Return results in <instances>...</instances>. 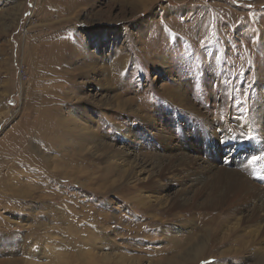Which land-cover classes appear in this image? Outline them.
<instances>
[{"label": "rangeland", "instance_id": "rangeland-1", "mask_svg": "<svg viewBox=\"0 0 264 264\" xmlns=\"http://www.w3.org/2000/svg\"><path fill=\"white\" fill-rule=\"evenodd\" d=\"M176 153L264 192V0H0V263L177 264L180 185L144 188ZM73 157L81 178L48 175ZM233 217L211 253L264 264Z\"/></svg>", "mask_w": 264, "mask_h": 264}, {"label": "bare ground", "instance_id": "bare-ground-1", "mask_svg": "<svg viewBox=\"0 0 264 264\" xmlns=\"http://www.w3.org/2000/svg\"><path fill=\"white\" fill-rule=\"evenodd\" d=\"M43 126L48 128L47 125ZM60 127L61 123L59 122ZM52 129H54V126ZM208 160V158L201 157V155L190 156L189 154L176 153L161 155L147 165L151 173L149 174L147 186L144 188L166 189L174 184L180 185L177 195L167 201L165 213L168 214L171 222L180 223L186 229L190 228V231L189 236L187 238L183 236L180 241L176 238H168L172 243L170 245L171 252L176 251L178 248L184 249L182 254L175 252L174 257L170 260L172 263L177 262L178 264L180 261L186 263L192 260L194 263L200 264L210 258H217V261L214 260V264H219L220 261L218 260L225 258L224 254H227V252H217L214 257L211 251L212 248L234 245L233 240L230 238L228 240L220 239V228L225 227L234 218L233 214L236 212L242 213L239 224L241 223V226H244L243 230L257 224L258 229L255 230L257 236L253 243L260 244L264 242V192L260 186L253 183L242 170L231 168L228 165L216 166L213 164L215 161L210 162ZM63 162L65 166L62 170L56 169L54 173L48 175L72 176L79 174L78 178L82 177L75 167L74 157L71 160L64 158ZM136 199L141 201L143 197ZM70 212L73 216L74 212ZM83 212L80 215L82 219L79 223L87 221L90 214H92V211L87 214ZM77 215H79L78 212ZM102 219L104 222L111 220L106 215ZM95 222H99V220ZM213 225H215V230L212 228ZM211 231H213L212 236L208 242L206 241V244L190 238L192 233H203V236L209 238ZM255 231L249 230L247 233L250 236ZM189 239H192L190 243ZM185 244L190 246L185 248L183 247ZM219 244L221 245L219 246ZM241 245H244V242Z\"/></svg>", "mask_w": 264, "mask_h": 264}]
</instances>
